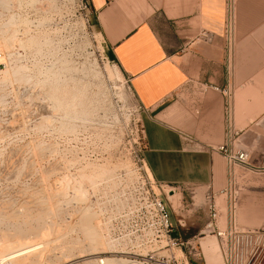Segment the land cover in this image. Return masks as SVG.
Wrapping results in <instances>:
<instances>
[{
	"label": "rangeland",
	"instance_id": "obj_1",
	"mask_svg": "<svg viewBox=\"0 0 264 264\" xmlns=\"http://www.w3.org/2000/svg\"><path fill=\"white\" fill-rule=\"evenodd\" d=\"M11 4L0 9V26L10 16L22 23L11 49L0 52L12 54L11 69H22L7 78L0 75V245L2 250L5 245L9 249L25 243L45 245L46 249L12 264H96L104 243L96 256H89L79 226L80 217L89 214L99 227L92 214L95 210L87 201H77L80 196L75 198L73 193L83 191L80 195L86 200L88 191L99 192L111 176L133 169L141 111L126 78L106 60L100 38L85 22L76 0H14ZM242 176L247 190L241 195L264 191L252 189L264 186V177ZM196 193L174 191V204L160 192L174 233L183 240L205 219V211L199 208L203 200L195 198ZM217 202L223 214L222 200ZM260 226L264 222L255 228ZM40 234L45 240H37ZM202 238L200 243L213 249L212 258L205 257L207 264H222L211 236L199 235L191 242L194 254H199ZM187 252L183 250L184 256L174 252V257L190 263L195 257ZM255 264H264V256Z\"/></svg>",
	"mask_w": 264,
	"mask_h": 264
},
{
	"label": "crops",
	"instance_id": "obj_2",
	"mask_svg": "<svg viewBox=\"0 0 264 264\" xmlns=\"http://www.w3.org/2000/svg\"><path fill=\"white\" fill-rule=\"evenodd\" d=\"M225 1L86 0L105 58L126 78L140 108V146L153 180L180 195L198 190L195 198L202 200L225 185L216 149L227 127L238 133L236 145L248 152L252 168L264 171V0H234L229 66ZM199 208L204 222L185 241L203 234L207 212L203 203ZM236 222L242 229L264 222V191L241 195ZM198 240L199 254L189 264L212 258V247Z\"/></svg>",
	"mask_w": 264,
	"mask_h": 264
},
{
	"label": "built area",
	"instance_id": "obj_3",
	"mask_svg": "<svg viewBox=\"0 0 264 264\" xmlns=\"http://www.w3.org/2000/svg\"><path fill=\"white\" fill-rule=\"evenodd\" d=\"M76 1L84 10L85 22L89 24L90 12L86 0ZM234 2L225 1L222 39L227 66L235 39ZM1 61L7 62L2 53ZM222 94L226 99L228 119L230 94L227 90ZM237 137L238 133L227 127L225 141L216 149L225 164V185L220 191L207 193L204 197L207 221L202 235L216 240L222 264H255L264 256V226L240 228L236 222V211L247 186L242 173L244 176L248 173L260 177L264 171L252 168L248 152L236 145ZM133 160L132 170L114 174L109 182L102 184L104 188H100L99 192H87L88 205L95 210L104 229L103 235L111 246V250L103 256L115 260L116 264H189L186 258L182 261L174 257L177 251L184 256L185 249H188V257H195L196 254L191 242L174 233L167 206L160 197L164 187L148 175L140 144ZM218 199L222 200L223 214Z\"/></svg>",
	"mask_w": 264,
	"mask_h": 264
},
{
	"label": "bare ground",
	"instance_id": "obj_4",
	"mask_svg": "<svg viewBox=\"0 0 264 264\" xmlns=\"http://www.w3.org/2000/svg\"><path fill=\"white\" fill-rule=\"evenodd\" d=\"M14 0H0V9H6L8 7H10ZM236 12V11H235ZM235 19H236V13H235ZM22 22L18 19H16V17L14 16H10L7 21L2 24L0 26V51L1 50H8V49H11V46L13 44V42L15 41V37L17 34H18V31H17V28L19 27V25L21 24ZM235 26H236V20H235ZM8 52V51H7ZM7 52H0V53H3L4 54V59L7 60V62H3L1 61L0 62V75L3 76V77H6L11 73L13 76L18 74V72H20L19 70H21L22 68L19 67H15L13 69H11L9 66L11 65V57H12V54L11 53H7ZM7 54V55H6ZM21 68V69H20ZM25 71V70H24ZM55 95H53V98H54ZM56 102V100H55ZM56 104L58 105V103L56 102ZM42 121V120H41ZM39 151V150H38ZM43 151V149H42ZM42 153V152H41ZM40 153V154H41ZM147 172H148V175L151 176V174L149 173L148 169H147ZM102 180H100L99 182H101ZM108 182L110 181V179L107 180ZM97 185V184H96ZM96 185L92 188H90V190H94ZM73 188V187H72ZM87 189V188H86ZM79 190V189H78ZM74 191V189L72 190ZM54 192V191H53ZM56 192V191H55ZM62 192V191H61ZM80 192L81 191H77L75 189V192L73 193V195L75 196L76 198V195L77 197H79L78 200L80 201H87V195H86V200H83V196L82 195V192H81V195H80ZM165 196L172 202V203H176V196L177 195H173L174 191L169 188L167 191H163ZM84 193V192H83ZM61 194V193H60ZM63 194V193H62ZM49 195V194H48ZM46 195V196H48ZM59 197V196H58ZM51 199V198H48V200ZM42 200H46V199H42ZM179 200V199H178ZM48 202V201H47ZM64 202V201H63ZM69 202V201H67ZM49 203V202H48ZM56 203V202H55ZM60 203V202H59ZM70 203V202H69ZM41 204V203H39ZM178 204V203H177ZM43 205V204H42ZM50 205V204H49ZM56 205V204H55ZM54 207V206H53ZM64 207V206H63ZM238 208V207H237ZM47 210V208H46ZM44 211V210H42ZM84 211H87L84 209ZM27 212V211H26ZM237 212V211H236ZM53 213V211H52ZM82 213V212H81ZM28 214V213H27ZM26 214V215H27ZM84 214V213H82ZM93 215L96 216L95 219H97V224L99 225V227H97L95 224V220H93L92 218V215H89V214H84L80 217L79 219V226H80V233L81 231L83 232L82 234H84L82 236V242H83V245H85V250L90 252L89 256H96L97 255V250L101 248L102 244L101 243H104V250L103 252H101L99 255H97V261L96 264H100V262H102V264H116V261L111 259V258H107V257H104V258H100L99 256H102L104 254H106L107 251H110L111 250V246H110V243L106 240V238L104 237L103 235V232H104V229H103V226L102 224H100V221L98 220V217L96 215V213H92ZM24 216V215H23ZM26 217V216H25ZM26 220V219H25ZM54 225V224H53ZM39 229V228H38ZM42 231H44L43 229H41ZM41 230L40 233L42 232ZM99 230V231H98ZM33 231V230H32ZM31 231V232H32ZM47 231V230H46ZM45 231V232H46ZM34 233H36V230L33 231ZM45 232H43L42 234H44ZM48 232V231H47ZM46 232L45 235H43L45 238L48 237V233ZM38 234V232L36 233ZM40 234V237L37 239L39 240L40 238L43 240H45V238L41 237ZM39 235V234H38ZM37 235V236H38ZM27 238V237H26ZM36 238V237H35ZM64 238V237H63ZM24 238H22L23 240ZM25 240V239H24ZM59 240V239H58ZM27 241V240H26ZM6 242V241H5ZM33 242V241H32ZM16 243V242H15ZM40 243V242H39ZM47 243V242H46ZM1 244V243H0ZM9 245V244H8ZM17 245V244H16ZM22 245V244H21ZM49 245V243H48ZM66 245V244H65ZM73 245V244H72ZM10 246V245H9ZM44 246V247H43ZM70 246V245H69ZM69 246L67 248H69ZM76 246V245H75ZM3 246L0 245V264H12V262L16 259H19V258H22L24 256H31V254H34L36 253L37 251L39 252V250L41 248H45V245H40V244H37V245H34L33 243H30V244H27L25 243V245H22V248H20L19 246V249H9L7 247V245H5L4 247V250H2ZM7 247V248H6ZM73 247V246H72ZM71 247V248H72ZM11 248V247H10ZM46 249V248H45ZM42 250V249H41ZM60 250V249H59ZM67 250V249H65ZM102 250V249H101ZM62 251V250H61ZM69 251V249L67 250ZM71 251V250H70ZM72 251H73V248H72ZM81 251V250H80ZM44 252V251H42ZM84 252V250H83ZM99 252V251H98ZM41 253V252H40ZM70 253V252H69ZM86 253V252H85ZM37 254V253H36ZM39 255L41 256V254H38V257ZM60 255L62 256V253H60ZM81 255V254H80ZM79 255V256H80ZM60 256V257H61ZM68 257V256H67ZM62 258V257H61ZM87 258V257H86ZM93 258V257H92ZM96 258V257H95ZM99 258V259H98ZM68 260V258H66ZM93 260V259H92ZM91 260V261H92ZM87 261V259H86ZM94 262V263H95ZM89 263V262H87ZM35 264V263H33Z\"/></svg>",
	"mask_w": 264,
	"mask_h": 264
}]
</instances>
